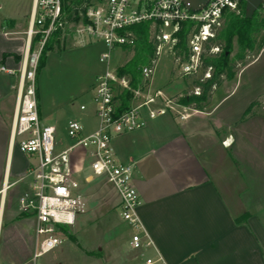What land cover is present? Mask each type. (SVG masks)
<instances>
[{
  "label": "built area",
  "instance_id": "1",
  "mask_svg": "<svg viewBox=\"0 0 264 264\" xmlns=\"http://www.w3.org/2000/svg\"><path fill=\"white\" fill-rule=\"evenodd\" d=\"M240 3L241 0H209L198 11H192L181 0H94L88 3L75 32L80 40L99 42L103 46L98 55L102 69L95 74L90 86L97 127L83 134L81 123L69 119L65 130L72 143L57 150L56 129L45 124L40 116L36 68L43 45L65 22L62 0H33L25 32V50L18 69L0 65L1 72L17 76L16 101L10 126L11 143L19 152L33 156L35 160L27 170L28 187L18 197L21 211L31 213L35 218L33 264H36V258L61 244V225H73L76 217L87 210L80 181L74 177L69 165L70 156L77 149L87 161L84 181L104 178L114 187L119 197L120 219L131 232L129 246L145 250L152 244L143 233L137 213L142 201L133 183V167L117 162L111 139L145 124L140 110L142 107H146L148 118L163 114L165 109H172L168 100L164 107H151L162 99L159 89L150 91L154 66L161 54L170 57L182 77L200 72L202 79L210 77V67L202 72L203 58L206 53L218 51V46L211 42L222 28L225 15L240 12ZM262 9L264 12V3ZM142 21L150 22L155 58L152 65L141 68V85L131 88L128 80L117 74V66L111 67L110 60L113 50L120 52L123 47L134 44L135 34L130 27ZM186 22H194L196 27L187 34L186 51L178 53L175 49L178 33ZM37 36L35 47L31 49L32 39ZM118 88L129 90L131 99L142 97L143 100L118 111ZM194 89L198 94V88ZM79 109L85 110L86 107L81 104ZM181 117L184 118V115ZM140 264L166 263L160 256L144 255Z\"/></svg>",
  "mask_w": 264,
  "mask_h": 264
},
{
  "label": "crops",
  "instance_id": "2",
  "mask_svg": "<svg viewBox=\"0 0 264 264\" xmlns=\"http://www.w3.org/2000/svg\"><path fill=\"white\" fill-rule=\"evenodd\" d=\"M28 18L0 16V65L18 69L26 44V36L20 35L26 32ZM16 83V75L0 71V264H33L35 218L21 211L18 197L28 187L27 170L35 160L11 143ZM219 102L184 118L170 111V116L144 117L141 128L111 139L117 162L133 167L142 201L137 213L152 243L131 255L137 264L148 250L166 264H264V196L257 193V185L240 186L230 179L220 183L211 175L220 154L215 141L225 147L221 142L231 139L234 145L232 129L239 122L228 125L226 132L213 128L214 140L207 146L192 129L191 119L210 116ZM39 111L42 119L40 103ZM81 125L87 134L97 127V119L87 128ZM74 154L84 158L79 149ZM84 165L81 171L87 173V161ZM111 197L119 208L117 193Z\"/></svg>",
  "mask_w": 264,
  "mask_h": 264
},
{
  "label": "rangeland",
  "instance_id": "3",
  "mask_svg": "<svg viewBox=\"0 0 264 264\" xmlns=\"http://www.w3.org/2000/svg\"><path fill=\"white\" fill-rule=\"evenodd\" d=\"M31 1L0 0V16L27 19L30 15ZM255 13L256 29L248 31L242 40L237 35L232 38L228 60L234 64L233 74L230 77L222 76L220 84L212 88L207 103H202L200 109L194 107V101L181 105L178 100L191 93L196 95L191 83L201 76V72L182 77L170 57L165 54H161L155 63L150 80V91L159 89L162 93V99L151 107H164L166 100L170 101L169 105L172 109H165L166 116H170V112L181 116L192 112L209 111L217 99H220L210 116L202 115L191 119L192 129L199 133L204 146L214 140L212 138L214 129L221 132L228 131L227 126H232L239 120L249 103L253 100L258 101V105L251 109L255 115L247 116V119L236 123L237 126L232 129L234 145L231 139L229 143L227 140L221 142L227 143L228 146L225 147L220 141H215L220 154L219 158H215L211 175L220 183L224 179H230L240 186L241 184L257 185V193L264 196V12L262 7L257 8ZM77 15L80 16L79 13ZM81 21V17L78 20L65 21L57 35L49 36L47 41L50 49L46 52L45 65L36 79L42 119L45 124L53 125L56 129L57 150L66 148L72 143L65 130L67 120L75 119L85 128L96 120L90 85L93 75L102 69L98 55L103 46L99 42H86L77 37L75 31ZM20 36H26V33ZM129 57L130 53L125 54L123 49L120 52L113 50L111 67H118ZM184 88L187 89L186 94L181 93ZM146 89L147 86L143 88L144 91ZM142 100V97L132 98L130 107ZM81 104L85 105V110L79 109ZM140 110L142 116L147 117L146 107ZM85 162V159L78 154H72L69 159L73 175L80 181L81 191L88 202L87 211L78 215L74 224L66 228V232L62 230L61 244L36 258L35 263L137 264L136 258L131 255L143 251L132 249L128 244L131 232L123 226L119 208L115 207L116 201L111 197V194L116 197L114 187L104 178H95L89 184H85L83 182L85 173L81 171L85 167ZM145 254L153 255L149 250Z\"/></svg>",
  "mask_w": 264,
  "mask_h": 264
},
{
  "label": "trees",
  "instance_id": "4",
  "mask_svg": "<svg viewBox=\"0 0 264 264\" xmlns=\"http://www.w3.org/2000/svg\"><path fill=\"white\" fill-rule=\"evenodd\" d=\"M91 0H62V11L64 14V20H78L79 17L82 18L85 6L90 3ZM261 4L258 8L262 7ZM80 14V16L77 15ZM66 14V15H65ZM255 11L251 18L245 17V0H241L240 3V12L238 14L228 12L225 15V22L223 28L219 31L216 38L211 42L213 45L218 46V51L214 53H206L203 58L202 63V72L207 68H211L210 77L207 79H202L201 76L197 77L191 83L193 88H198V94H190L188 96L184 95L179 100L178 103L181 105H186L192 101L196 109L201 108L202 103H207L212 88L218 86L222 80V76L230 77L233 74L234 64L228 60V53L232 48V38L234 35H237L242 40L245 34L252 30L256 29V20H255ZM196 27L194 22L184 23L183 28L178 33V43L175 47L178 53L181 51H186V37L188 32ZM130 29L135 34L134 44L131 46L123 47L125 54L130 53V57L124 60L117 67V74L120 77H125L128 80V85L131 88H137L142 83L141 68L145 65H152V60L154 56V41L151 36L150 22L142 21L137 24H134ZM60 29H56L51 36L57 35ZM38 39L34 37L31 43V49L34 48V45ZM219 40V41H218ZM218 41V42H217ZM50 49L48 41L43 45L38 64L36 68V79L40 70L45 65L46 52ZM209 49V46H206V50ZM15 58H17L15 56ZM181 93L186 94L187 89L184 88ZM264 95V93H263ZM132 94L129 90L124 88L117 89L116 99L118 100V111L126 110L130 107V100ZM258 105V101L253 100L242 112L241 117L237 122H241L248 117L255 115V112H252L251 109L254 106ZM248 116V117H247ZM243 216L236 219L237 222L241 221ZM68 225H61V230L66 232ZM66 234V233H65Z\"/></svg>",
  "mask_w": 264,
  "mask_h": 264
},
{
  "label": "water",
  "instance_id": "5",
  "mask_svg": "<svg viewBox=\"0 0 264 264\" xmlns=\"http://www.w3.org/2000/svg\"><path fill=\"white\" fill-rule=\"evenodd\" d=\"M192 11H198L204 7L209 0H181ZM264 3V0H245V17L251 18L254 11Z\"/></svg>",
  "mask_w": 264,
  "mask_h": 264
}]
</instances>
